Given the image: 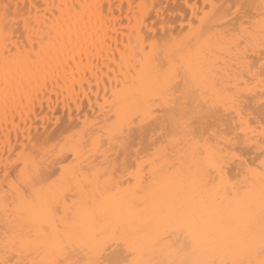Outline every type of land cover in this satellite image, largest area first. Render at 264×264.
I'll list each match as a JSON object with an SVG mask.
<instances>
[{
    "label": "snow or ice",
    "instance_id": "obj_1",
    "mask_svg": "<svg viewBox=\"0 0 264 264\" xmlns=\"http://www.w3.org/2000/svg\"><path fill=\"white\" fill-rule=\"evenodd\" d=\"M252 7L229 5L222 36L205 34L217 5L203 16L194 12L199 23L190 22L179 40L146 35L152 51L136 65L141 76L113 93L115 111L104 124L70 125L75 130L63 142L21 150L9 170L15 188L5 204L0 264H264V0L255 17ZM214 45L237 50L227 79L213 60ZM146 125L147 159L137 157L133 166L125 158L131 197L117 201L125 182L116 179L120 163L109 172L89 157L106 141L126 150V130L146 135ZM52 153L59 176L43 163ZM64 181L61 197H45ZM74 184L79 197L61 212L60 199Z\"/></svg>",
    "mask_w": 264,
    "mask_h": 264
},
{
    "label": "bare ground",
    "instance_id": "obj_2",
    "mask_svg": "<svg viewBox=\"0 0 264 264\" xmlns=\"http://www.w3.org/2000/svg\"><path fill=\"white\" fill-rule=\"evenodd\" d=\"M237 2L0 0V17L3 6H9L7 23L0 21V248L5 240V204L13 199L11 193L15 188L16 172L9 170L15 167L12 162L21 150H31L37 141L63 142V138L75 130L70 125L86 126V121L90 125L94 119L104 124L105 118L115 111L113 93L141 76L136 65L142 64L152 51L150 40L144 39L146 35L160 38L162 43L179 40L189 31L190 22L199 23L194 12L203 16L213 11L212 5H217L219 9L206 25L205 34L222 36L232 15L231 12L225 14L228 6ZM239 2L253 5L254 17L259 14L261 0ZM212 40L215 42L216 36ZM236 55L235 48L229 51L226 45H214L213 60H218L216 66L226 79L228 72L236 71L233 68ZM145 127L146 135L139 127L131 134L126 130L121 137L128 145L126 150L120 142L106 141L89 157L95 166L103 164L109 172L120 163L123 175L117 173L116 179L125 182L121 184L122 190L116 191L114 199L117 201L131 197L127 173L123 171L125 158L133 166L137 157L147 159L145 148L152 129L151 125ZM85 156H88L87 152L81 159ZM54 158L55 153H52L43 163L46 170L56 171L59 176L60 165L51 163ZM228 168H231L230 178L234 179L236 168L232 165ZM6 171H9L7 176ZM67 175L72 177L71 170ZM64 188H67V181L52 185L44 195L55 200L61 197ZM6 191L9 193L7 198ZM66 194V201L60 199L61 212L72 205L74 194L79 197V190L74 184ZM139 195H147L151 200L148 193L140 192ZM8 212L11 215L7 219L15 224V213L11 208Z\"/></svg>",
    "mask_w": 264,
    "mask_h": 264
}]
</instances>
